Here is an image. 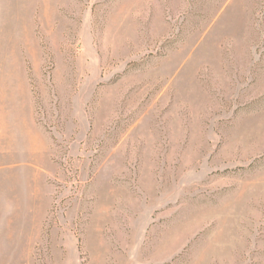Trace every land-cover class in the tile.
<instances>
[{
	"label": "rangeland",
	"instance_id": "rangeland-1",
	"mask_svg": "<svg viewBox=\"0 0 264 264\" xmlns=\"http://www.w3.org/2000/svg\"><path fill=\"white\" fill-rule=\"evenodd\" d=\"M0 264H264V0H0Z\"/></svg>",
	"mask_w": 264,
	"mask_h": 264
}]
</instances>
